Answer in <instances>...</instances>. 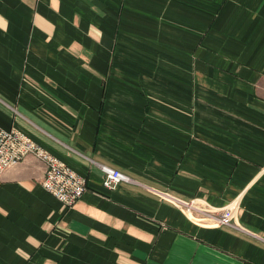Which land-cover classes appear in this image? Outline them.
<instances>
[{
  "label": "crops",
  "instance_id": "crops-1",
  "mask_svg": "<svg viewBox=\"0 0 264 264\" xmlns=\"http://www.w3.org/2000/svg\"><path fill=\"white\" fill-rule=\"evenodd\" d=\"M0 127L86 180L3 172L0 264H264V0H0Z\"/></svg>",
  "mask_w": 264,
  "mask_h": 264
},
{
  "label": "built area",
  "instance_id": "built-area-1",
  "mask_svg": "<svg viewBox=\"0 0 264 264\" xmlns=\"http://www.w3.org/2000/svg\"><path fill=\"white\" fill-rule=\"evenodd\" d=\"M32 155L45 165L42 187L65 207H72L86 191V180L74 170L50 154L23 132L0 127V179L7 169ZM103 174L102 184L114 189L129 182L128 176L108 166H100ZM192 204H188V209ZM233 207L225 208L214 220V225L228 224L232 220Z\"/></svg>",
  "mask_w": 264,
  "mask_h": 264
}]
</instances>
